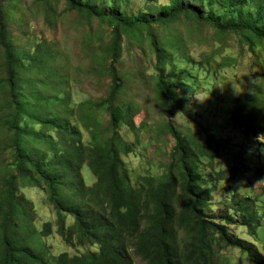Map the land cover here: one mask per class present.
Returning <instances> with one entry per match:
<instances>
[{
	"label": "trees",
	"instance_id": "trees-1",
	"mask_svg": "<svg viewBox=\"0 0 264 264\" xmlns=\"http://www.w3.org/2000/svg\"><path fill=\"white\" fill-rule=\"evenodd\" d=\"M5 1L0 0V264H134L131 248L146 264H226L220 256L224 246H235L253 263L264 264V253L256 245L230 233L231 213L216 221L206 212L212 202L199 168L200 153L209 152L213 161L220 144L211 146L207 139L184 136L168 122V131L176 138L171 162L162 175H141L135 185L121 158L133 146L123 139L119 127L125 123L138 131L136 109L132 103L114 102L123 86L116 70L123 36L144 40L148 35L156 56L155 88L173 110L174 103L181 106L182 101L172 97L162 66L170 59V50L180 49L184 40L168 44L165 39H154L151 23L171 24L184 16L221 32L232 30L254 49L264 45V0H229L220 15H202L178 0L170 11L148 19L123 15L114 5L107 9L86 0H64L68 11L87 23L98 19L112 25L104 52L109 62L104 66L111 80L109 93L102 100L83 101L77 107L71 106L65 83L51 84L42 69L52 56L46 42L34 54L22 50L17 56L2 11ZM52 1L60 0H40L47 17ZM103 114L108 116L107 124ZM85 164L96 178L92 185L82 175ZM22 187L45 191L57 215L58 232L66 242L99 249L47 258L40 240L51 233L52 224L48 221L42 230L36 228L33 201L19 192ZM233 204L242 224L254 235L264 215L247 198H238Z\"/></svg>",
	"mask_w": 264,
	"mask_h": 264
},
{
	"label": "rangeland",
	"instance_id": "rangeland-1",
	"mask_svg": "<svg viewBox=\"0 0 264 264\" xmlns=\"http://www.w3.org/2000/svg\"><path fill=\"white\" fill-rule=\"evenodd\" d=\"M86 1L107 9L114 5L123 15H142L148 19L170 11L178 0ZM181 1L202 15L223 14L229 5V0ZM50 5L52 11L47 17L46 6L40 0L3 3L9 41L18 48L17 56L22 50L34 54L37 46L46 42L52 56L42 69L49 74L51 84L58 80L65 83L71 106L106 98L111 80L104 67L109 63L104 52L112 25L98 19L87 23L77 13L68 11L64 0L52 1ZM151 27L154 39H165L168 44H176L179 38L184 40L180 49L170 50V59L162 66L172 97L181 100L182 105L175 102L173 110H169L167 98L155 88L156 56L149 47L148 35L144 40L123 36L116 63L123 86L114 102L132 103L136 109L134 121L138 131L133 132L125 123L119 127L123 139L133 146L131 152L121 154L132 181L136 185L141 175L160 176L166 171L176 142L168 131V122L184 136L207 139L211 146L220 144L213 161L209 152L200 153L199 168L212 202L206 212L216 221L231 213L234 222L228 223L230 233L264 253V218L252 235L242 224V216L233 209L235 200L247 198L264 215V45L252 49L232 30L221 32L184 16L171 24L151 23ZM22 79L26 77L23 75ZM102 117L107 124V114ZM84 140L89 141L86 132ZM81 171L88 185L96 181L86 164ZM19 192L33 201L36 228L42 230L48 221L52 224L51 233L40 240L47 258L62 252L76 255L99 249L94 245H72L62 238L57 215L41 187H22ZM72 221L69 216L68 224ZM130 255L134 264H146L133 248ZM220 256L226 264H256L235 246L222 247Z\"/></svg>",
	"mask_w": 264,
	"mask_h": 264
}]
</instances>
